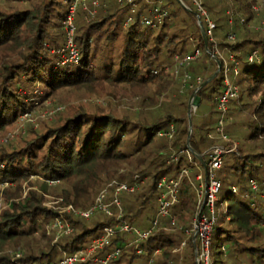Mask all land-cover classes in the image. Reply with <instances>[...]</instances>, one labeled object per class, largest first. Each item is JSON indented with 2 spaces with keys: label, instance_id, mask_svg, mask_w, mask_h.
Instances as JSON below:
<instances>
[{
  "label": "trees",
  "instance_id": "trees-1",
  "mask_svg": "<svg viewBox=\"0 0 264 264\" xmlns=\"http://www.w3.org/2000/svg\"><path fill=\"white\" fill-rule=\"evenodd\" d=\"M72 1L0 0L4 6L0 9V141L21 116L33 110V100L26 95L33 96L35 87L42 88L45 98L68 91L89 99L30 139L1 145L0 197L8 207L0 215V264L55 262L85 248L116 218L100 212L88 220L66 214L73 232L52 244L42 231L58 216L43 206L45 196L51 195L49 182L57 183L58 207L87 211L112 181L139 184L135 192L119 197L123 221L140 232H152L145 241L132 233H118L102 256L119 249L111 264H175L178 251L183 250L179 264H197L199 243L185 231L191 228L198 207L194 179L205 177L207 152L226 144L217 131L222 72L197 93L189 144L188 112L195 90L218 69L216 53L223 59L232 55L238 62L239 96L229 102L224 119L223 134L237 148L224 157L217 174L220 193L224 189L228 203L217 204L210 260L211 264H264L260 196L264 191V0H161L168 15L157 29L144 26L141 18L148 17L158 0H134L137 10L127 27V0H98L99 8L89 22L78 18L82 12L77 9L79 60L62 65L51 52L64 47L63 23ZM198 7L215 26L214 44ZM195 49L200 56L186 71L191 82L199 77L201 84L183 89L181 62ZM200 107L205 113L196 120ZM159 131L170 136L158 137ZM183 169L191 174L181 183L179 203L170 211L174 225L164 219L153 226L158 182L177 178ZM250 180L259 184V191L251 190ZM10 248H17L21 258L14 254L10 259Z\"/></svg>",
  "mask_w": 264,
  "mask_h": 264
},
{
  "label": "built area",
  "instance_id": "built-area-1",
  "mask_svg": "<svg viewBox=\"0 0 264 264\" xmlns=\"http://www.w3.org/2000/svg\"><path fill=\"white\" fill-rule=\"evenodd\" d=\"M130 4L129 15L125 22L127 27L133 19L137 10V5L134 4V0H127ZM90 4V5H89ZM90 6V7H89ZM82 7L86 11L87 16L92 20L99 8L98 0H73L69 3L68 14L63 23L65 43L64 47L55 51L61 60L62 65L77 64L79 60V52L75 43V15L77 9ZM198 11L202 15L206 16L205 12L198 7ZM168 12L163 7L161 0L156 1L152 8L148 11V17H142V24L150 29H157L160 27L164 20L167 18ZM208 26V37L214 44L212 37V31L215 29L214 24L209 21L206 16ZM261 29H264V22L261 23ZM234 36L230 37L233 40ZM200 56L198 49H195L192 53L187 54L182 59V88L192 89L195 86L201 84V78L197 77L191 82V77L186 69ZM256 56V53H253ZM219 61H223L221 64V72L223 78V92L217 100V111L220 115L218 121V134L219 138L226 144L219 147H214L207 152V164L205 169V177L201 175L196 176V187L198 207L195 214V218L191 224V228L185 231V234L193 235L194 240L198 241V247L195 253V260L197 264H211L209 255V246L211 240V234L213 226L216 221V205L219 203V194L222 189L220 180L217 178V174L222 167L224 157L232 152L236 151L237 143L223 134L224 119L228 113V104L232 100H236L239 96V88L231 82V78H237L239 76L238 62L230 55L228 59H223L218 53L216 56ZM221 63V62H220ZM164 72L167 68L163 69ZM157 74L156 71L153 72ZM176 74H178L176 72ZM197 105L192 100L190 112L195 113ZM158 137L167 138L170 136L168 131H159ZM191 171L189 169H183L179 176L174 179L162 178L158 184L159 190L158 209L153 220V226H156L160 221L164 219H170L171 224L174 225L175 217L170 214L171 209L179 203L180 186L184 179L190 178ZM50 185H56V182H49ZM264 186V182L262 183ZM250 187L253 192L259 191V184L253 180H250ZM139 188L138 183L128 185L123 182L112 181L94 201L92 207L87 211H78L72 206H67L59 209L58 216L46 227L48 234L54 236V242L59 239L69 236L73 232V227L69 220L66 218V214H73L79 216L85 220H88L93 213H103L107 217L116 218V222L113 226L104 227L101 233L94 238L85 248L78 249L70 255L64 256L59 261L48 263H32V264H111L120 255V250L115 249L111 253H107L102 256L101 253L109 246L111 239L118 233H132L136 235L140 241L147 240L151 234L152 229L146 232H140L138 229L130 227L125 221H123V209L121 206L120 195L123 193H133ZM235 192V190H233ZM261 199L264 202V191H261ZM61 201V200H59ZM184 246V243L182 244ZM140 253V251H138ZM158 253V252H157ZM22 253L16 254L17 258H21Z\"/></svg>",
  "mask_w": 264,
  "mask_h": 264
},
{
  "label": "rangeland",
  "instance_id": "rangeland-1",
  "mask_svg": "<svg viewBox=\"0 0 264 264\" xmlns=\"http://www.w3.org/2000/svg\"><path fill=\"white\" fill-rule=\"evenodd\" d=\"M4 8L2 4H0V9ZM78 10H81V14L79 15V19L84 20L86 22H89L91 19L88 16H85V12L82 7H79ZM75 20L76 17H75ZM105 37L103 35L101 43H104ZM64 42V40H63ZM52 54H55V52H51ZM61 61V60H60ZM237 78H231V82L235 84L236 86L237 83ZM23 95H26L24 91L21 92ZM26 98H29V101L33 100V110L29 114H25L19 118V120L16 122V124L10 129V131L6 134L4 138L1 139L0 141V147L1 145H9V143H13L15 141H22V140H27L30 139L35 133H40L47 127H51L56 124L57 120L64 115L71 107L76 108L79 106V103L81 104H86L89 102V99L83 95L82 93H73V92H61L56 95L55 98H45V94L42 91L41 87H35L33 91V96H27ZM103 103L101 100L98 101ZM32 103V102H31ZM199 104V103H198ZM198 106V105H197ZM239 107V106H238ZM210 110V108H209ZM205 113V110L203 107L199 108V113L196 115V120L199 118L201 115ZM192 113L191 115H193ZM247 114V113H246ZM196 182V178L194 179ZM36 181L35 178L31 179V182ZM225 182V186H226ZM53 186L50 190L51 195L45 196L46 201L44 202L43 206L47 209H53L55 212H58L59 209L63 207H58L57 204L59 202L60 198H56L57 193L56 192V187L55 185ZM225 186L223 188H225ZM27 188V186H25ZM7 186H3V189H6ZM32 190L36 191L37 186H34ZM27 192V189H25L24 194ZM24 197V196H23ZM219 199L222 203V207L227 205V193L223 191L219 195ZM8 203L6 202L5 198L1 195L0 197V215L1 213L8 207ZM216 210H217V205H216ZM195 216L191 218V224L194 220ZM49 224V222L45 223L42 227V231H44V234L51 239V243L54 242V236L49 235L48 231H46V227ZM40 234V231L38 232ZM37 234V235H38ZM89 237L86 238V240ZM59 239L58 241H60ZM57 241V242H58ZM56 242V243H57ZM65 242V241H64ZM62 241V243H64ZM38 243V242H37ZM59 243V242H58ZM34 244V243H33ZM217 249L216 242L214 239L211 241V252L214 253ZM17 248H10L8 250V254L10 256V259L14 260V254H17L18 252L16 251ZM23 250V249H22ZM184 256V251L179 250L177 254V261L175 264H178L183 260ZM16 258V257H15Z\"/></svg>",
  "mask_w": 264,
  "mask_h": 264
},
{
  "label": "water",
  "instance_id": "water-1",
  "mask_svg": "<svg viewBox=\"0 0 264 264\" xmlns=\"http://www.w3.org/2000/svg\"><path fill=\"white\" fill-rule=\"evenodd\" d=\"M177 1L180 2V0H177ZM202 35H203V38H204V41H205V45H206V47H208V41H207L206 34L203 31V29H202ZM215 62L217 64V68H218L216 73L204 85H202L201 87H199L198 89L195 90V92L193 93V95H192V97H191V99L189 101L188 118H189L190 129H189V134H188V138H187V143L188 144H189V140H190V137H191V112H190V108H191L192 100L194 101L195 105H198L199 98L197 97V93L203 88V86H205L207 83L212 81L214 78H216L220 74V72H221V63H220V61L217 58H215ZM190 152L193 153L191 150H190ZM198 159L201 160L200 157H198ZM204 169H206V166H204Z\"/></svg>",
  "mask_w": 264,
  "mask_h": 264
}]
</instances>
